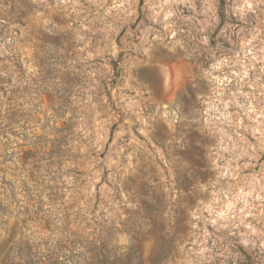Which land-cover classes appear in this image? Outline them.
I'll use <instances>...</instances> for the list:
<instances>
[{
	"label": "rangeland",
	"instance_id": "obj_1",
	"mask_svg": "<svg viewBox=\"0 0 264 264\" xmlns=\"http://www.w3.org/2000/svg\"><path fill=\"white\" fill-rule=\"evenodd\" d=\"M0 264H264V0H0Z\"/></svg>",
	"mask_w": 264,
	"mask_h": 264
}]
</instances>
